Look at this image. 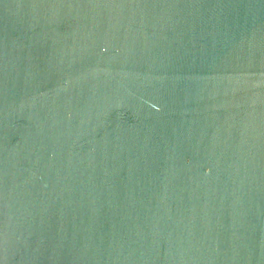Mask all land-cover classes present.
<instances>
[{"label": "water", "instance_id": "obj_1", "mask_svg": "<svg viewBox=\"0 0 264 264\" xmlns=\"http://www.w3.org/2000/svg\"><path fill=\"white\" fill-rule=\"evenodd\" d=\"M0 264H264V0H0Z\"/></svg>", "mask_w": 264, "mask_h": 264}]
</instances>
